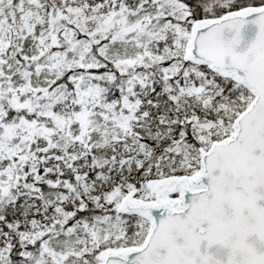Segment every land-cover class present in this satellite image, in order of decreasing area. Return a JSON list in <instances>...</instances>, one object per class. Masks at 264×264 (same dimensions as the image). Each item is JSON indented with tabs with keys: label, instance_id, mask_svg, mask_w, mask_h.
Returning <instances> with one entry per match:
<instances>
[{
	"label": "snow or ice",
	"instance_id": "6c2138e0",
	"mask_svg": "<svg viewBox=\"0 0 264 264\" xmlns=\"http://www.w3.org/2000/svg\"><path fill=\"white\" fill-rule=\"evenodd\" d=\"M0 264H264V0H0Z\"/></svg>",
	"mask_w": 264,
	"mask_h": 264
},
{
	"label": "water",
	"instance_id": "95a60500",
	"mask_svg": "<svg viewBox=\"0 0 264 264\" xmlns=\"http://www.w3.org/2000/svg\"><path fill=\"white\" fill-rule=\"evenodd\" d=\"M257 32H258V28L255 25L253 24L246 25L242 30L244 41L242 42L241 46L238 48V51L244 50L245 45L250 43L255 38Z\"/></svg>",
	"mask_w": 264,
	"mask_h": 264
}]
</instances>
